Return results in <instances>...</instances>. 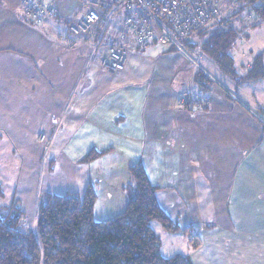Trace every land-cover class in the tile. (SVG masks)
I'll return each instance as SVG.
<instances>
[{"label":"crops","instance_id":"obj_1","mask_svg":"<svg viewBox=\"0 0 264 264\" xmlns=\"http://www.w3.org/2000/svg\"><path fill=\"white\" fill-rule=\"evenodd\" d=\"M23 1L0 0V209L16 203L29 232L43 194L83 197L91 185L95 219H113L126 210L140 162L181 228L170 234L218 235L204 236L193 264H264V125L254 114L264 111V96H255L264 80L234 85L204 57L220 79L204 70L215 83L200 89L202 69L158 44L132 47L125 71L112 74L69 33L85 2L28 0L57 12L36 24L21 16ZM250 52L232 54L241 75L262 50L251 44Z\"/></svg>","mask_w":264,"mask_h":264},{"label":"trees","instance_id":"obj_2","mask_svg":"<svg viewBox=\"0 0 264 264\" xmlns=\"http://www.w3.org/2000/svg\"><path fill=\"white\" fill-rule=\"evenodd\" d=\"M238 1L248 6L255 18L252 30L264 23V0ZM236 18H240L239 13L233 15L229 24L199 32L184 42V47L190 53L204 55L223 75L239 85L262 81L264 51L243 75L236 67L232 54L236 52L238 33L246 28ZM249 37L247 33V40ZM196 83L200 89H207L215 81L205 71L198 70ZM186 109L192 108L187 106ZM258 112L264 115V111ZM97 156L91 153L86 161ZM130 174L131 183L125 189L129 197L126 210L107 221L99 222L94 217L97 192L91 185L83 197L43 194L38 203L35 229L29 232L23 230L25 213L16 203L8 209H0V264H193L187 255H163L162 240L153 223L159 222L169 233H178L181 228L160 207L158 188L150 183L143 164L134 165ZM2 195L0 183V198ZM190 240L195 249L201 246V240Z\"/></svg>","mask_w":264,"mask_h":264},{"label":"built area","instance_id":"obj_3","mask_svg":"<svg viewBox=\"0 0 264 264\" xmlns=\"http://www.w3.org/2000/svg\"><path fill=\"white\" fill-rule=\"evenodd\" d=\"M88 7L78 21L68 26L69 33L80 45L91 51L90 59L100 58L102 68L112 74L125 71L132 47L144 50L159 44L174 47L185 54L195 67L204 69V55L188 52L184 42L199 32L217 25L229 24L239 13L240 22L246 26L238 33L234 50L242 59L247 53L238 47L248 43L246 34L252 31L255 18L248 6L238 0H82ZM21 16L33 23L42 24L57 16L51 5L41 1L24 0ZM183 106L192 107L194 102L181 99ZM264 124V115L254 112ZM45 136L40 143L47 144ZM47 151L49 149H46Z\"/></svg>","mask_w":264,"mask_h":264},{"label":"rangeland","instance_id":"obj_4","mask_svg":"<svg viewBox=\"0 0 264 264\" xmlns=\"http://www.w3.org/2000/svg\"><path fill=\"white\" fill-rule=\"evenodd\" d=\"M238 19L240 20V18H236V21H238ZM243 24L240 26V28L243 27ZM249 33H250L249 41L251 40L250 45L252 44L253 46L261 49L262 52H263L264 51V23L261 26L257 27L256 29L252 30ZM250 45H247V43H245V42H241V43L238 44V47L240 49H242L243 51L247 52L249 54V56H250L251 55ZM233 54L237 55L236 52H234ZM193 55H196V53H193ZM237 57H238V59H241L239 56H237ZM206 60L208 61L209 59L206 58ZM206 62L201 61L202 67L204 68L202 70L203 71L206 70L207 72H209L212 75H215L217 77L220 76V74H218V75L215 74L214 71L212 70V68ZM218 78L220 79V77H218ZM223 78H221V79H223ZM224 81L226 82L227 79H224ZM231 83H234V81L231 82ZM228 85L230 86V83H228ZM234 85L239 86L238 83H234ZM231 86L233 87L232 84H231ZM254 86L255 85H252L250 87L253 88ZM262 86H263V89H264V84H262ZM261 89L258 88V90H260V92H256L255 96H261V95L264 96V94H262V92H261ZM232 90L236 94H240V96H242L239 90L234 89V88H232ZM250 91L252 92V89ZM153 227H154L155 231L157 232V234L162 239L163 254L165 256L169 257V256H174L176 254H183V255H189L190 257H192L195 254L196 249L194 247H192L191 244H189L190 247L188 246V244L186 245V242H188V241L190 242V235L185 236L184 232H182L181 235H179V234H170V233H168L167 231H165L163 229V227L161 226V224L159 222H154L153 223ZM198 235H200L201 240L204 239V236L205 237H218V235H214V233L205 235L202 232H200ZM233 259L237 260L238 257L234 256ZM202 264H212V263H209L207 259L202 258Z\"/></svg>","mask_w":264,"mask_h":264}]
</instances>
